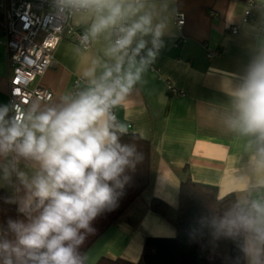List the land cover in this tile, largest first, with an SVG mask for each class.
Here are the masks:
<instances>
[{
  "label": "crops",
  "instance_id": "obj_1",
  "mask_svg": "<svg viewBox=\"0 0 264 264\" xmlns=\"http://www.w3.org/2000/svg\"><path fill=\"white\" fill-rule=\"evenodd\" d=\"M256 2L261 4L264 0ZM143 3L146 10L153 12L154 24L165 25L163 46L114 110L120 126L150 144V183L84 252V264H94L100 257L134 262L141 254L145 237L174 236V227L152 212L149 204L153 197L161 199L168 205V215L173 217L179 183L187 174L193 181L214 185L219 197L233 193L240 203L264 204V156L260 152L264 142L241 135L228 125L234 93L250 64L264 51V9H253L251 17L241 22L244 0H143ZM176 15L184 19L180 26L176 24ZM96 18L93 10L71 16V24L88 33L90 45L83 48L68 38L59 41L51 65L34 82L51 89L54 96L49 102L31 100L23 122L33 112L57 108L76 99L79 94L67 96L76 77L84 78L79 83L84 92L107 69H114L116 57L108 51L114 44L112 31L131 24L136 17H128L93 37L90 28ZM231 26H237V31L231 32ZM140 38L134 40L132 48ZM143 39L148 42L142 50L145 56L147 48L152 47L151 36ZM210 50L218 53L208 58ZM135 59V66L139 67L140 58ZM7 65L6 57L1 55L0 103L5 106ZM127 66L126 58L124 68ZM92 70L93 75H89ZM116 75L114 72V78ZM168 84L181 94L168 92ZM21 168L24 169L23 164ZM0 192L20 209L14 187L2 179ZM245 264H248L246 256Z\"/></svg>",
  "mask_w": 264,
  "mask_h": 264
},
{
  "label": "clouds",
  "instance_id": "obj_2",
  "mask_svg": "<svg viewBox=\"0 0 264 264\" xmlns=\"http://www.w3.org/2000/svg\"><path fill=\"white\" fill-rule=\"evenodd\" d=\"M57 6L95 11L93 37L128 17L136 19L120 27L121 35L108 50L116 57L114 69L93 80L76 99L33 112L27 122L8 118V107L0 108V179L14 187L21 211L40 209L28 223L9 221L15 240L0 242L3 264H82L78 250L85 234L94 232L91 223L98 215L117 206L116 190L128 179L126 169L134 167L135 148L120 143L117 133L126 129L114 123L111 109L124 100L163 46L165 25L154 24L143 0H57ZM144 36H151L152 47L136 67L135 57L148 43ZM228 125L264 142V51L234 93ZM260 152L264 156V148ZM220 227L243 237L248 264H264V204L230 212Z\"/></svg>",
  "mask_w": 264,
  "mask_h": 264
},
{
  "label": "trees",
  "instance_id": "obj_3",
  "mask_svg": "<svg viewBox=\"0 0 264 264\" xmlns=\"http://www.w3.org/2000/svg\"><path fill=\"white\" fill-rule=\"evenodd\" d=\"M117 134L121 144L135 148L134 167L126 169L128 179L122 188L116 190L120 193L117 206L102 212L92 221L94 232L85 234L84 243L78 250L81 258L150 183L149 142L127 130ZM251 206L250 203L238 202L233 193L219 197L214 185L193 181L187 174L179 183L177 209L173 217L168 215V205L161 199L153 197L149 204L152 212L164 217L174 227V236L145 237L137 261L100 257L94 264H245L243 237L229 234L220 225L230 212L250 209ZM39 211L35 207L30 213L21 211L5 193L0 192V242L15 240L8 227L9 221L28 223ZM0 264H3V257H0Z\"/></svg>",
  "mask_w": 264,
  "mask_h": 264
},
{
  "label": "built area",
  "instance_id": "obj_4",
  "mask_svg": "<svg viewBox=\"0 0 264 264\" xmlns=\"http://www.w3.org/2000/svg\"><path fill=\"white\" fill-rule=\"evenodd\" d=\"M244 5L241 22H246L251 17L253 9H264V2L258 4L256 0H244ZM82 11L86 10H61L57 6V0H0V56L4 50L8 62V118L23 121L31 100L49 102L53 98L51 89L34 82L51 65L53 53L61 39L68 38L83 48L90 45L88 33L71 24V16ZM183 22V17L176 15V24L180 26ZM119 29L116 27L112 31L114 43L121 35ZM229 30L234 33L237 26H231ZM217 53L216 50H210L206 56L210 58ZM137 57H143V52ZM84 81L83 77H76L67 96L71 98L80 94L79 83ZM167 91L181 94V91L170 84L167 85ZM2 107L5 105L0 103V108ZM111 112L115 117L114 123L119 125L114 107Z\"/></svg>",
  "mask_w": 264,
  "mask_h": 264
},
{
  "label": "rangeland",
  "instance_id": "obj_5",
  "mask_svg": "<svg viewBox=\"0 0 264 264\" xmlns=\"http://www.w3.org/2000/svg\"><path fill=\"white\" fill-rule=\"evenodd\" d=\"M1 55H2L3 57H6V56H5V53H4V50L1 51ZM0 83L3 84V81L0 80ZM0 98H1V94H0Z\"/></svg>",
  "mask_w": 264,
  "mask_h": 264
}]
</instances>
